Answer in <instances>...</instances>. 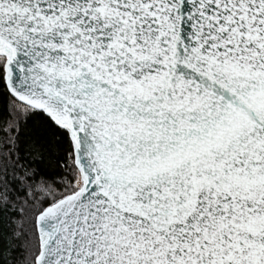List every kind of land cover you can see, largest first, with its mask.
<instances>
[{"label": "snow or ice", "instance_id": "snow-or-ice-1", "mask_svg": "<svg viewBox=\"0 0 264 264\" xmlns=\"http://www.w3.org/2000/svg\"><path fill=\"white\" fill-rule=\"evenodd\" d=\"M0 264H264V0H0Z\"/></svg>", "mask_w": 264, "mask_h": 264}]
</instances>
